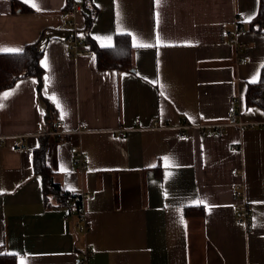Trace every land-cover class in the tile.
<instances>
[{"label": "crops", "instance_id": "1", "mask_svg": "<svg viewBox=\"0 0 264 264\" xmlns=\"http://www.w3.org/2000/svg\"><path fill=\"white\" fill-rule=\"evenodd\" d=\"M36 2L40 11L0 0V46L38 44L45 71L42 91L30 76L0 92L15 90L0 108V136L25 135L27 147L15 151L13 138L0 146V256L78 264L90 248L88 264H264V110L246 102L264 66V34L249 29L260 0H91L98 14L89 32L100 47L130 37L134 69L127 72L99 70L94 53L71 57L59 17L68 0ZM238 18L247 30L246 63L226 39ZM78 24L85 28L83 13ZM129 33L153 46H134ZM49 105L59 110L52 122ZM233 111L256 126L228 127L222 136L191 129L186 139L135 127L138 118L145 127L153 118L228 122ZM58 120L61 138L48 134ZM42 143L62 190L93 195L84 205L86 234L67 208L45 201L33 158ZM73 146L88 157L86 171L77 170ZM163 157L177 166L166 167ZM237 190L251 206L252 232L238 222Z\"/></svg>", "mask_w": 264, "mask_h": 264}, {"label": "trees", "instance_id": "2", "mask_svg": "<svg viewBox=\"0 0 264 264\" xmlns=\"http://www.w3.org/2000/svg\"><path fill=\"white\" fill-rule=\"evenodd\" d=\"M83 8L85 18V28L81 29L85 44L91 48L97 58L99 70H114L117 72H127L134 69L133 65V46L128 35L116 37L113 47L102 48L90 36V30L98 9L91 0H78ZM72 0H68V8ZM251 32L264 34V0H260L259 13L250 22ZM43 51L38 44L26 46L20 54H0V92L15 85L17 81L26 77H34L39 81V90L42 91L44 68L41 65ZM246 102L249 107H260L264 110V66L261 71L260 79L257 83L250 84L246 93ZM48 120L52 122V117L56 115V110L49 105ZM54 129V128H53ZM35 173L42 178L43 192L45 201L51 205L55 200L61 207L67 208L70 212L78 210L79 206L73 204V196L70 192L64 191L61 185L54 181V171L47 163V144L42 143L34 153ZM197 215L203 214L199 209ZM195 212L190 208L186 210L187 215ZM0 264H17L16 258L10 255L0 256Z\"/></svg>", "mask_w": 264, "mask_h": 264}, {"label": "built area", "instance_id": "3", "mask_svg": "<svg viewBox=\"0 0 264 264\" xmlns=\"http://www.w3.org/2000/svg\"><path fill=\"white\" fill-rule=\"evenodd\" d=\"M71 6L67 8L61 16V26L60 28L67 32V43L69 46L71 57H79L83 55L93 54L92 49L88 48L85 44L84 36L81 31V28L78 24V17L83 13V8L81 3L78 0H72ZM241 18L236 20L235 27L226 32L227 38L236 49V54L240 58L241 63H246L248 60L245 57V52L247 50V43L241 38L247 34V30L240 23ZM56 113L59 115V110L56 109ZM264 125V123H262ZM256 123L252 122H243L240 119V116L237 112L233 111L228 122L221 123H211V122H200V124H180L173 125L170 121H160L158 118H153L150 120L149 124L145 127L142 126L140 118L136 119L135 127L140 130H177L178 136L181 139H186L189 137V131L191 129H200L203 133H207L210 130L214 131L217 136H222L223 131L228 127H237L245 128L251 127L254 128ZM63 122L58 120L55 124V127L48 134L51 136L62 137L66 132L62 129ZM78 133H82V130H79ZM25 135L17 136H0V146L6 144L7 140L10 138L15 139L14 150L21 152L26 150ZM235 148V147H234ZM233 148V149H234ZM71 152L74 155V163L77 166V170L86 171L88 169V157L85 155L81 147L73 146ZM73 204L78 205V210L70 212V215H75L77 220V228L83 234H86L91 229V224L88 222L86 217V212L84 205L87 201L93 198V195L86 191H77L72 193ZM235 198L238 201V222L245 226L248 232H252L253 223H252V212L250 204L243 199V195L240 191L235 192ZM93 255V252L90 248H87L82 256L78 260V264H88L89 259Z\"/></svg>", "mask_w": 264, "mask_h": 264}, {"label": "snow or ice", "instance_id": "4", "mask_svg": "<svg viewBox=\"0 0 264 264\" xmlns=\"http://www.w3.org/2000/svg\"><path fill=\"white\" fill-rule=\"evenodd\" d=\"M24 2L29 4L32 8H34L37 11L41 10L40 6L36 2V0H24ZM156 2H157V4H160L162 2V0H156ZM118 15H119V13H118ZM129 35H133L134 46H137V47H152L153 46L150 43L142 42V38H139L138 36H136L134 34L129 33ZM107 39L111 40V37H108ZM156 39H157L158 42L160 41V37L159 36H157ZM137 40H141V42L140 43H136ZM108 46L110 47L111 45H108ZM0 52L6 53V54H14V55H16V54L22 53L23 52V48H7V47L0 46ZM43 64H44L45 67H47V61H44ZM253 82H256L255 79L253 80ZM48 83H49V80L46 78V80H45V92L48 91V88H47ZM14 94H15V90H10V91L4 92V93H0V108L4 107V103L3 102L5 100H7L9 98V96L14 95ZM52 99L54 101H56L57 107L60 108V110H61V119H63L64 116L66 115V113L64 112L62 105L60 104V102L57 100L56 97L53 96ZM162 159L165 161V166L166 167H176L177 166L171 161V159L169 157H163ZM154 166L155 165H149V167H154ZM171 175H172V173L166 172V179H170ZM164 195H165V197L168 196L167 191H165ZM196 203L197 204H204L207 207L206 202L203 201V200H198V201H196ZM181 223H184L182 216H181Z\"/></svg>", "mask_w": 264, "mask_h": 264}]
</instances>
